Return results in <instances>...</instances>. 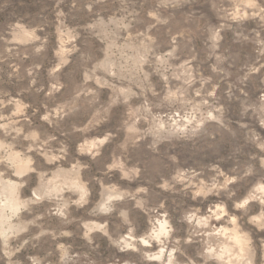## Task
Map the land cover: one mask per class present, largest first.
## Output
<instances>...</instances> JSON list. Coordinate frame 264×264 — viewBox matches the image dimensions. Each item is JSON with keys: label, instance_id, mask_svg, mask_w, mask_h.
Masks as SVG:
<instances>
[{"label": "rangeland", "instance_id": "obj_1", "mask_svg": "<svg viewBox=\"0 0 264 264\" xmlns=\"http://www.w3.org/2000/svg\"><path fill=\"white\" fill-rule=\"evenodd\" d=\"M0 264H264V0H0Z\"/></svg>", "mask_w": 264, "mask_h": 264}]
</instances>
